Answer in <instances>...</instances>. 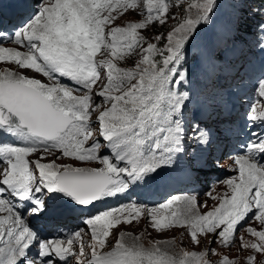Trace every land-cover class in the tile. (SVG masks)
I'll use <instances>...</instances> for the list:
<instances>
[{
    "label": "rangeland",
    "instance_id": "374dc122",
    "mask_svg": "<svg viewBox=\"0 0 264 264\" xmlns=\"http://www.w3.org/2000/svg\"><path fill=\"white\" fill-rule=\"evenodd\" d=\"M258 2L264 5V0ZM44 3L43 17L37 26L43 25L39 29L44 26L54 28L51 35L57 42V48L59 41L65 44L80 41L76 50L69 53L80 59L90 56L93 64L89 73H92L95 60L98 75L95 82L83 91L90 98L85 108H79L76 117L65 105L52 103L70 115L71 123L60 136L51 140L52 147L27 149V153H31L33 161L46 157L40 161L42 166L70 172L76 178L79 172H109L112 182L107 189L114 188L120 197V200L118 197L98 199V207L103 211L113 208V214L105 225L101 222L100 239L88 237L82 241L84 238L81 237L80 247L77 245L76 249L82 251V256L77 258L76 264L85 261L88 253L102 258L105 264H264V212L252 213L236 225L235 222L231 224L240 216L231 209V204L243 205L241 182L227 177L211 188L205 187L201 181L208 172L197 169L210 158L202 146L210 129L197 130V122L208 126L221 120L219 115L224 103L228 102L230 106L236 103L241 109L245 97L249 99L255 92L259 94L260 101L254 109L257 112L264 109V78L256 87L262 79L261 72L253 81L254 72H248L245 78L249 77V84L246 85L244 77L234 78L236 86L225 77L214 81L218 75L214 53L223 49L227 57L234 47L241 48L246 44L248 31L242 28L239 33L234 32L239 21L244 17L254 18L258 24L264 21V14L254 11L255 0H44ZM46 7L49 13H46ZM197 27L199 31L194 35ZM78 31L83 34L80 40L72 35ZM87 35L97 40L85 44ZM258 43L259 40L248 54V60L254 59L252 64L255 67L264 65V51L257 47ZM81 47L86 51L82 52ZM209 48L211 52L206 53ZM30 77L33 82H30ZM44 77L31 70L24 71L16 67V63L0 62V81L21 82L42 93V87L37 84ZM6 89L1 86V91ZM205 94H209L208 97H200ZM28 95L35 99L32 94ZM158 104V112L165 106L169 116L166 118L169 123L172 121L169 131L165 132L168 148L171 150L178 146L182 151L180 158L176 157L167 167H185L187 172L182 177L183 183L191 182L182 190L170 189V178L159 183V179L151 176L140 186L151 182L154 185L149 187L147 184V191L165 190L163 197L150 202L147 208L142 202L132 201L138 199L137 194L133 198L132 193H128V200L133 204L130 206L121 202L123 192L128 189L127 182L120 175L122 167L119 162L111 159L104 148L99 153L102 160H91L90 154L95 155L96 149L92 152L87 144L93 137L102 136L101 146L108 147L114 137L112 143L120 149L121 163L124 165L128 161L125 171L131 174L130 179H139V170L147 169L145 163H151L153 167L163 164L169 152L164 144L157 151L153 139L152 143L147 142L144 146V136L131 134L133 125L139 121L150 122L148 114L136 113V109L149 108L152 115ZM85 112L84 118L92 119L91 122H82L81 115ZM214 112H217L218 119L211 120L208 115L212 116ZM15 117L5 114L7 120ZM94 124L92 136L86 146L85 142L82 145L86 148L85 153L74 149L73 158L68 159L54 152L58 141L67 133L71 137L84 133L82 137L85 139L86 132ZM249 129H238L239 136L244 139ZM258 138L260 140L252 143L256 156L264 154V137ZM243 149H237L236 154L244 153ZM18 151L25 152L24 149ZM227 158L219 156L216 159L220 170L225 169L229 162ZM45 162L54 163L47 165ZM211 168L215 170V164ZM29 173L30 183L35 187L40 175L35 166L30 167ZM8 215L11 216L9 202L5 198L0 204V217H4L0 218V223L8 219ZM128 219L132 222H125ZM80 228H85V223H81ZM0 245L1 249L5 243L0 242Z\"/></svg>",
    "mask_w": 264,
    "mask_h": 264
},
{
    "label": "snow or ice",
    "instance_id": "6c2138e0",
    "mask_svg": "<svg viewBox=\"0 0 264 264\" xmlns=\"http://www.w3.org/2000/svg\"><path fill=\"white\" fill-rule=\"evenodd\" d=\"M41 3L42 0H11L10 3L5 4L4 0H0V44L10 42L19 37L22 31L30 28L33 20L37 18V14L41 11ZM7 8H12L17 11L18 14L14 19H9L7 12L2 11ZM256 12L264 14V5L257 8ZM198 31L199 27H197L194 35L197 34ZM257 32L259 33V43L257 47H259L261 51H264V21H261L257 25ZM218 43L219 41H217V44ZM205 52L210 53L211 49H206ZM245 70L247 71V69ZM10 99L15 100L16 94L11 93ZM211 102L212 99L210 97L209 103ZM7 112L8 109L4 108L3 104H0V134L6 137L19 136V126L14 127L13 122L6 121L5 114ZM25 115L31 120L35 127L41 130V132L55 129L57 123L55 117L47 111L46 106L39 102H33L32 107L26 108ZM261 116L264 118V114H261ZM138 126L142 129L141 135L147 137L149 133L146 129L150 126V122L141 120L138 122ZM25 127H27V125H25ZM196 128L199 130L198 125H196ZM167 131L169 130L165 128H161L159 131L155 128L152 129L151 135L156 138L157 151L161 150L160 145L162 143H167L168 137L165 136V132ZM17 147L18 146H15L13 143L0 144V157L3 158V163L5 165L3 170L0 171V174L5 177L4 179H0V196H3L5 192L11 193L12 208L20 214V221H23L25 215L29 213L33 217H41L45 216L50 211L55 212L56 209L53 206V202L57 198V194H59V198L63 199V210L67 212H72L78 207L95 206V200H91L87 204H84L81 200L70 195H65L61 187H51L48 183V181H51L52 184H56L57 181H61L66 184L79 185L83 183L81 179L68 176L67 174L61 176L59 172L51 170L50 166H42L40 164V161L46 159V157H38L35 161L27 159L30 157L31 153L25 154L15 151ZM30 166H35L36 172L40 175V181L37 182L35 187L27 184V175L30 171ZM166 167L167 165L165 164H159L156 167L147 169L146 174L153 178H162L163 170ZM26 184L29 190V195L27 196L22 194L25 191ZM97 199L104 198L98 197ZM17 204H26L27 207L17 208ZM97 215L99 214L97 213ZM91 219V217H86L82 223H85V226L89 227L88 221ZM125 222L131 223L132 220L128 219ZM99 226L103 227V224L101 223ZM14 231L17 232L20 237V239L16 241L17 244L25 239V234L29 232L32 234V240L23 245V250L21 252V259L25 260V264H32V261L26 260V257L34 246H38V251L35 253L36 264H67L68 257L74 254L70 248L63 246L65 245L64 239L58 236L36 239V237L40 236L39 230L28 224L23 232H20L17 222H14L11 218L0 223V242L10 244ZM75 231L79 233L80 229H76ZM70 236L71 234L67 237L69 245L72 243ZM5 237L7 238L6 240ZM97 239L100 238L98 237ZM65 253H67V255H65ZM15 264H20V262L16 261ZM91 264H105V261L100 257H94Z\"/></svg>",
    "mask_w": 264,
    "mask_h": 264
},
{
    "label": "bare ground",
    "instance_id": "6f19581e",
    "mask_svg": "<svg viewBox=\"0 0 264 264\" xmlns=\"http://www.w3.org/2000/svg\"><path fill=\"white\" fill-rule=\"evenodd\" d=\"M47 6V5H46ZM46 13H49V11L47 10V7H46ZM36 18L33 20V22H35ZM50 22V20H49ZM40 26H37L35 28V31L36 32H39V33H42V34H48V36H50L52 38L51 41L49 42H45V41H42V43L40 44V47L34 51H31L29 54H24V49L15 45L14 43H10L8 45H5L3 47V49H6V48H9V58L10 60H12L11 63H16V67H21L23 68L24 71H33L35 73H39L38 71L36 70H39V71H44L47 67H46V63L48 62L46 56L42 55L41 54V51L46 49L48 51H54L56 53H69L70 51H75L76 48L78 47V45L80 44V41H77V42H74L75 45L73 47H70L67 43H63L62 41H59V47L57 48V42L55 40V38L51 35V32L54 31V28H46L44 26V28L42 29H39ZM75 33V32H74ZM74 33H72V35L76 36ZM88 36V35H87ZM89 37V36H88ZM232 41V40H231ZM37 51H39V53H36ZM81 51L82 52H85L86 51V48L85 47H81ZM30 57H32V59H30ZM95 58V57H94ZM84 62L92 65L93 64V60L91 59L90 56L86 55L84 59H82ZM5 62L1 63V64H4ZM13 65V64H12ZM93 69L95 70V78L96 76L98 75V66H97V63L96 61L94 60V66H93ZM34 74V73H33ZM40 74V73H39ZM42 75V74H41ZM31 81L30 82H33V79L30 77ZM46 83V77H44V80L42 81V83ZM94 82H95V79H94ZM49 83H54V81H49ZM2 86V85H1ZM0 86V87H1ZM84 90H87V89H84ZM1 95H2V98L1 100L3 99V101L5 100V98H7V93L6 91H1ZM73 95L75 96H78L80 94H72L70 92H68L66 90V88H63V87H60L59 90H58V96L63 99V100H69L71 97H73ZM29 96V95H28ZM217 95H214V97H216ZM33 102H37L35 99L31 98L30 96L27 97V95H25L20 104L22 105V107L18 110L16 109V106L13 107L14 109H12L11 107H4L6 109H8V112L7 113H10L18 118H22L23 121H25L28 125L30 126H33L34 129H39L37 127H35L33 125V123L31 122V120L25 115V109L26 108H29V107H32L33 106ZM41 103V102H40ZM43 104V103H41ZM80 104V101L77 100L75 105H74V108H77ZM44 106H46L45 104H43ZM88 106V105H87ZM87 108V107H86ZM46 109L49 113H51V111L49 110V108L46 106ZM52 114V113H51ZM188 115V114H187ZM54 116V115H53ZM55 117V116H54ZM56 126H55V129L59 128L61 125H62V121L61 120H58L56 117ZM32 128V127H31ZM54 129V130H55ZM224 157H226L224 154H223ZM221 160V159H220ZM227 160H229L227 158ZM54 162H45V164L47 165H51L53 164ZM31 167V166H30ZM64 174L61 173V176H63ZM242 179H247V178H244L242 177ZM94 182L91 181L90 183H87V181H83V183L79 184V185H73V184H66V183H63V185L65 187H72V188H79V189H82V190H86V191H91L93 186H94ZM95 187V186H94ZM245 193V191H244ZM116 191L113 189V188H108L103 196L105 199H113L116 197ZM55 207V205H54ZM130 207V206H129ZM62 209V208H61ZM60 209V210H61ZM3 215V214H2ZM6 217V216H5ZM8 217V216H7ZM0 218H3L4 217H0ZM264 218V216H263ZM17 226L20 230V232H23V226L17 221ZM20 239V238H14V244L16 246H18L19 244L16 243V241ZM20 252L17 250V248H7L5 251H4V254H5V257H1L0 256V260L2 262H7L11 257H14L16 254H19Z\"/></svg>",
    "mask_w": 264,
    "mask_h": 264
},
{
    "label": "water",
    "instance_id": "95a60500",
    "mask_svg": "<svg viewBox=\"0 0 264 264\" xmlns=\"http://www.w3.org/2000/svg\"><path fill=\"white\" fill-rule=\"evenodd\" d=\"M51 113H52V115L56 116L57 119H59V116L56 113H54V112H51ZM15 118L13 120L15 124H19V125L23 126L24 128L32 131V132L39 133V134H42V135H45V136H53V135H56L59 132L63 131L64 128L66 127V125H67V122L64 121L59 128L53 130L52 132H45V131L44 132H41L40 129H37V130L34 129L33 126L28 125L22 119L21 120H18L17 119L18 120L17 121V120H15ZM25 125H27V127H25ZM47 133H50L51 135L50 134H47ZM79 179H81L82 181H87V183H90L91 181H93L95 183L94 184L95 187L93 186V188H92L91 191H86V190H82V189L76 188V189H79L80 192L93 194V199H95L96 196H99V194L103 191V189L108 184L107 176L104 173H81Z\"/></svg>",
    "mask_w": 264,
    "mask_h": 264
},
{
    "label": "trees",
    "instance_id": "16d2710c",
    "mask_svg": "<svg viewBox=\"0 0 264 264\" xmlns=\"http://www.w3.org/2000/svg\"><path fill=\"white\" fill-rule=\"evenodd\" d=\"M242 24H244V26H247V25H248V26H252V25L255 26L256 22H254L253 19L246 18V21H242ZM4 91H6V93H7V97H8L9 89L7 88V89L4 90ZM12 91H13V92H12ZM22 91H23V90H22ZM22 91H20L18 88H12V89L10 90V94H11V93H15L16 96H17V95H21V94H22ZM25 95H27V97H29L28 94H24L23 97H24ZM23 97H22V98H23ZM3 102H5V103L8 105V107H11L12 109H14L13 107H15L16 104H17V103H10V102H8V101H7V98H5V100H4ZM18 125H19V124H18Z\"/></svg>",
    "mask_w": 264,
    "mask_h": 264
}]
</instances>
